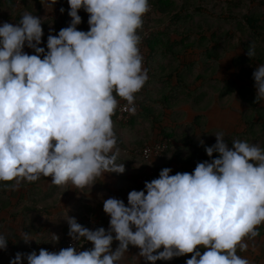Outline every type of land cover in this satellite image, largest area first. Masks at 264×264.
<instances>
[{
  "label": "clouds",
  "instance_id": "clouds-1",
  "mask_svg": "<svg viewBox=\"0 0 264 264\" xmlns=\"http://www.w3.org/2000/svg\"><path fill=\"white\" fill-rule=\"evenodd\" d=\"M40 3L48 11L57 0ZM67 3L68 26L56 34L50 28L44 46L40 16L25 11L15 24L0 22V182L12 181L6 186L13 190L50 176L53 185L83 191L104 173L126 170L118 162L112 116L117 97L127 102L121 111L134 115V94L148 80L137 30L149 0ZM80 9L88 14L86 31L77 28ZM246 55H256L254 43ZM252 78L255 102L264 100V64ZM215 136L214 144L204 145L210 159L191 172L170 174L163 167L144 189L128 192L127 204L104 199L107 228L90 229L68 215L67 235L79 244L18 251L9 264H118L130 245L152 264L189 253L185 264H250L237 250H248L264 224V148L240 139L229 147L222 133ZM144 155L149 158L148 149ZM20 238L36 240L26 231ZM81 239L91 247L81 250ZM8 240L0 233V250ZM58 240L54 235L50 241Z\"/></svg>",
  "mask_w": 264,
  "mask_h": 264
},
{
  "label": "trees",
  "instance_id": "trees-1",
  "mask_svg": "<svg viewBox=\"0 0 264 264\" xmlns=\"http://www.w3.org/2000/svg\"><path fill=\"white\" fill-rule=\"evenodd\" d=\"M16 4L13 0H9ZM23 0H21L20 4ZM40 1V0H38ZM194 0H149V4L152 6L153 14L149 18L147 25L154 28L149 40L147 41L146 56L148 59L144 68L148 71L151 67V58L154 56L155 47H153V34H155L160 28L167 30V32L174 33V40L168 42L160 47L161 53L169 52L175 57H178L180 62L171 70V78L176 77V83L171 86L169 95L175 98L176 101H182L185 97L192 101V106L199 105L200 96L195 94L198 89L197 86L205 85L207 88H213L214 90H220V96H226L228 94H235L234 100L242 105L245 109H252L257 115V118L253 121L254 113L250 115L243 109H235L241 114L240 119L242 122L239 125H235V128H240L242 125L245 130L242 129L238 132L237 139L245 140L249 143H253L257 139H261L260 147L264 148V141L262 139L261 125L264 121V100L255 102V88L252 73L258 64H264V0H248L249 4L247 9L242 11L240 7L242 0H239L235 4L234 0H230V3L234 4V9L229 12H216L212 8V4L198 3L192 5ZM259 7V9H253L250 7ZM65 8V7H64ZM190 9H194L195 12L191 13ZM40 11V10H39ZM41 12H32V14L40 16L42 18V27L49 23V20L54 22L55 31L62 27H66L69 22V16L67 9L61 17H50L46 21L43 18ZM79 14L82 17V22L77 25L80 30H88L86 22L88 17H84L85 13L83 9L79 10ZM167 14V17L164 18ZM194 15H199L201 21L192 22ZM207 17H212L217 21H226L229 25L226 26V30L222 31L220 25H215ZM205 19V20H204ZM235 22L236 24H233ZM174 27L171 29V25ZM142 27L140 28V30ZM164 43V42H162ZM250 43L255 44L256 55L250 58L246 55L248 46ZM186 73L192 74V79L187 81ZM185 74V75H184ZM170 80V79H169ZM169 86V85H168ZM150 88L146 83L143 86V90L137 95L140 101V107L134 115L125 120L118 121L113 118L119 126H130L134 124L138 117H145L151 123L152 127L146 128L144 134L140 137V140L131 144L130 146L120 139L116 133V127L114 131L117 136V147L122 151L124 150L126 161H141L144 160L141 151L146 144H151L155 141L169 138L168 148L163 152L160 157L162 160L158 163L160 157H153L149 160H144L143 167L138 171L136 180L139 184L140 176L149 167L158 169L161 167H170L172 173L176 172H191L196 163L206 159H210L204 150V145L211 146L214 143H201V133H198V129L201 126V115L197 114L194 118L188 122V128H184L182 124H174L175 119L172 116L164 114H155L146 107L145 101L149 98ZM167 89V90H168ZM185 96L182 97V94ZM181 94V95H180ZM186 98V99H187ZM168 100V101H167ZM171 101L166 95L162 98V105L164 107H172L173 104H168ZM175 101V102H176ZM175 104V103H174ZM165 116L168 120H165ZM258 124L259 126H255ZM179 126L182 129H179ZM263 127V126H262ZM204 128V124L202 125ZM189 130V131H188ZM244 137V138H243ZM231 137H226L225 141L231 147ZM218 153H213V156H218ZM150 163V164H149ZM148 179L147 181H150ZM12 181L0 182V233L7 236L8 246L6 250H0V264H9L7 261V253L27 252L21 243L23 241L20 238L21 232H31L36 238L43 241L42 246L49 250L51 241H45L42 239L43 233L46 231V226L35 227L32 226L30 219L28 218L29 211L31 209L40 210L34 205H27L21 207L16 212L10 213L8 217H4L6 202L2 201V196L10 198V196H16L17 191L13 190L6 185L12 184ZM20 188L23 187L21 183ZM9 189V190H8ZM10 200V199H9ZM9 200L7 201L9 203ZM19 200V199H18ZM12 209V207H11ZM13 210V209H12ZM8 212V211H7ZM85 216L83 219L87 218ZM96 222L101 223V218L92 213L90 216ZM65 236L68 229L65 230ZM38 234V235H37ZM63 238L59 239V245L54 251H58L62 248ZM28 244V243H27ZM29 245V244H28ZM34 248H40L37 241L32 244ZM162 250V249H161ZM189 255H192L189 253ZM188 254L180 257H174L168 261V264H185V260L188 258Z\"/></svg>",
  "mask_w": 264,
  "mask_h": 264
},
{
  "label": "crops",
  "instance_id": "crops-1",
  "mask_svg": "<svg viewBox=\"0 0 264 264\" xmlns=\"http://www.w3.org/2000/svg\"><path fill=\"white\" fill-rule=\"evenodd\" d=\"M25 11L31 13L37 11L41 12L40 14H43L44 20H49L50 17H53V9H48V11L45 10L38 0H23L22 3L18 5L9 0H0L1 22L8 21L15 24L20 19L21 14ZM50 20L49 23L43 26L44 37H42L41 46L45 45L47 35L49 34V27L51 29L56 28L54 22H50ZM173 27L174 25L172 24L171 29ZM52 34H54V31ZM172 40H174V33L172 31L168 33L167 30H164L163 28H160V30L153 34L152 42L153 47L156 49L153 53L154 57L151 58V67L147 73L148 80L146 81V84L152 89L149 93V98L145 101L146 107H148L152 113L172 116L175 119L174 124H182L185 129L188 128V122L191 121L195 115H201L202 123L200 129H198V133H201L202 142L205 144L215 143V133H222L224 138L231 137L232 139H237L239 130L242 129L244 131L245 128L243 125L240 128H235V125H239L242 122L240 119L241 114L235 109H243L249 115L254 113V111L251 108L245 109L242 105L237 103L234 100V93L221 97L219 89L214 90L213 88H207V86L200 84L197 86L198 89L195 92L196 95L198 94L200 96V103L198 106H192V101L187 97L182 101H176L175 98H172L169 95V93H171L169 91L170 87L174 86L176 83V77L173 76L171 78L170 73L174 65L179 64L180 60L169 52L161 53L162 50L160 47ZM24 50L29 54H32L34 51L27 47H25ZM185 79L190 81L192 79V74L186 73ZM165 95L171 99L168 104H173L172 107L166 108L162 105L161 101ZM183 96H185L184 93L182 94V97ZM256 118L257 115L254 113L252 120L254 121ZM165 120H168L167 116H165ZM203 124L204 128H202ZM113 125L116 127V133L119 137L121 131L123 132L126 127L129 128L132 132L130 136H133L132 138L135 139L134 141L129 142L130 145L140 140V137L143 135L142 134L139 137V135H137L139 132L134 130V126H141L143 132L146 128H149L150 126L152 127L151 123L145 117H138L134 124L130 126H119L115 120H113ZM255 126L259 125L256 124ZM260 126V133L262 134V139L264 141V121L263 125L260 124ZM180 128L182 129V127L179 126L178 130H180ZM120 139L123 140L122 137H120ZM124 142L127 143L126 141ZM253 143L260 146L261 139H257ZM124 153H126L124 150H120L118 156V162H124L125 164L126 170L124 173H104L103 176L96 178L97 181L92 186L89 185L83 189V191L72 188L70 183L63 186L53 185L50 181V176H41L39 180L33 182L22 181L21 183L23 184V187L15 189L18 194L16 196H10V200L2 196V201L6 202V206L9 207L8 209H11V207L14 208L19 201L23 202L22 207L32 205V203L26 204L27 202L24 201V198L28 191L27 189H32V185L33 187L37 185L38 187L36 188L41 191L39 201L44 203V205L40 206L41 211L45 212L48 219L46 220L47 222L42 223H50L51 219H54L57 215L59 222L62 221L61 232L60 234H57L60 236H58L59 239L65 236V230L68 229V223L65 219L68 215L76 217L79 222L80 220L82 221L85 216H91L92 213H96L101 218L99 226L107 228L109 224V216L102 209L103 200L109 197H115L123 199L125 204H127V194L130 190L144 189V184H139L136 180V176L138 171L142 169V165H137L134 161L126 163L127 161ZM159 162L160 160L158 163ZM53 193H55V197L52 196ZM32 195H30V198H32ZM8 200L9 203L7 202ZM8 209L5 207V210ZM258 228L259 235L253 240L248 241V250L244 252H240L239 249L237 250V254L242 257H247L250 264H264V224H261ZM46 229H48V227H46ZM117 244L118 241H113V249ZM138 252V247L130 245L127 253H125L124 257L118 262V264H152V262L145 261L142 257L137 258ZM190 256L191 255L188 254L187 257ZM155 264H168V261L158 260Z\"/></svg>",
  "mask_w": 264,
  "mask_h": 264
},
{
  "label": "rangeland",
  "instance_id": "rangeland-1",
  "mask_svg": "<svg viewBox=\"0 0 264 264\" xmlns=\"http://www.w3.org/2000/svg\"><path fill=\"white\" fill-rule=\"evenodd\" d=\"M209 1L212 4L211 5L212 8L215 9L216 12H226L227 10H229V12H231L234 9V7H235L233 3H230V0H194L191 4L192 5H196V4L201 3V2L209 3ZM234 1H235V4H237V2H239V0H234ZM248 4H249V1L248 0H242V2L240 4L241 5L240 7L242 8V11L244 9L245 10L247 9ZM237 7H238V4H237ZM250 8L257 9V10L259 9V7H257V5H256V8L255 7H250ZM190 10H191V13L192 12H195L194 9H190ZM84 13H85L84 17L87 18L88 17V14L85 11H84ZM152 15H154V14H152ZM166 17H167V14H166V16L164 18H166ZM207 18L213 24L220 25L221 28H222V31L224 29L226 30V26L229 25V23H227L226 21L225 22L224 21H217V20H215L212 17H207ZM70 19L71 18L69 17V21H70ZM200 19L201 18H200L199 15H194L192 22L194 21L193 23L196 24L195 22L202 20V19L201 20ZM50 22H52V21L50 20ZM86 24L88 26V23L87 22H86ZM233 24H236V23L233 22ZM66 26H68V24ZM49 29H50V27H49ZM112 120H113V118H112ZM134 128H135L134 130H137L139 132V134H137V135H139V137H140V135L144 134L143 128L141 126H139V127H135L134 126ZM120 133L122 135V136L120 135V137H122L123 140L127 142L126 145H128V146H130L129 142H132V141L135 140V139L132 138L133 136H130V134H132V132L129 130L128 127H126L124 129V131L123 132L121 131ZM130 147H132V146H130ZM126 153H128V152H126ZM162 158L163 157H160L159 160L161 161ZM143 162H144V160L137 161L136 164L137 165H142V167H143ZM126 163H128V162H126ZM31 187H32V189L31 188L27 189L28 191L26 192L25 198L23 197L24 198V201L27 202L26 204H31L32 203V205H34L36 208L40 209L41 208L40 206L44 205L43 202L39 201V198H40V195H41V191L38 188H36V187H38L37 185L35 187H33V185H32ZM32 194H35V195H32ZM30 195H32V198H30ZM52 196L55 197V193H53ZM22 204H23V202L22 201H19L18 204L14 208H12L13 210L12 209H8L9 207L8 206H5L8 210H3V211H1V213H4L5 214L4 217H8L10 213L16 212L19 209H21ZM36 204H37V206H36ZM40 211H41V209L40 210L31 209V211H29L28 218L30 219V222H31L32 226H35V227H38L39 226V227H41V226L44 225V226L48 227V229L45 228L46 231L43 233L42 239L45 240V241H50V240H52V237L54 235L60 234V232H61V222L62 221L59 222L58 217L56 215V217L54 219H51L50 223L43 224L42 222L45 223V222H47L46 220H48V219H47V216H46L45 212L44 211H41L40 212ZM76 212L79 213V214H81L78 211H76ZM33 236L36 238V232H35V235H33ZM35 241H37V243L39 244V246H42L43 241L41 239H37V238H36V240L30 241L28 243L29 245L27 243H24V244L21 243V244L24 246V248L26 249L27 252H30L33 249L37 250V252H38V250L40 248H43V246L40 247V248L39 247L38 248H34L32 244H34ZM21 242H24V241H21ZM58 245H59V240L57 242H53L50 245L49 250L50 251H54L55 248ZM22 250L23 249H20V252H22ZM7 254H8L7 255V258H8L7 261L9 262L10 258L15 255V252L9 251ZM24 264H27V262L25 261Z\"/></svg>",
  "mask_w": 264,
  "mask_h": 264
},
{
  "label": "built area",
  "instance_id": "built-area-1",
  "mask_svg": "<svg viewBox=\"0 0 264 264\" xmlns=\"http://www.w3.org/2000/svg\"><path fill=\"white\" fill-rule=\"evenodd\" d=\"M13 1L17 5L20 4V2H21V0H13ZM61 6L68 9L69 6L67 3V0H57V3L53 8V15L55 17L59 18L63 15V13H61L59 11ZM152 14H153V10H152V6L150 4L149 11L147 13H145L143 18H142L143 19L142 29L137 30L138 34L141 36V42H140L139 48H140V52H141L142 57H143V61H142L143 67L148 62V59L146 56L147 41L149 40V38H150V36L154 30V28L152 26L147 25V22H149V18L151 17ZM142 90H143V87L139 90V92L134 94L135 95L134 103L136 105V111L140 107V101L138 100L137 95L140 94L142 92ZM117 101H118L117 109H116V112L114 113V115L112 116V118H116L118 121H125L131 116V114H129L127 111H121V108H123V106H125L127 104V102L125 100L119 98V97H117ZM168 145H169V138H164V139L155 141L151 144H146L141 151L142 157L144 158V160H149L153 157H160L163 154V152L168 148ZM145 149H148L149 158H146L144 155ZM162 168L163 167L155 169V168L149 167L145 172H143L141 174L140 182L144 183L148 179L157 178L159 175V171ZM170 174H173V173L171 172ZM79 223H81L82 225H84L86 227H89L90 229H95V228L99 227V223L96 222L90 216H88L85 219H82V221L80 220ZM77 244H79V242L71 240V238L68 235H66L63 239L62 248L68 247L70 245H77ZM80 244H82L80 246L81 250L91 247V242H87V241L84 242L83 239H81Z\"/></svg>",
  "mask_w": 264,
  "mask_h": 264
}]
</instances>
